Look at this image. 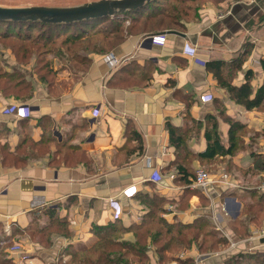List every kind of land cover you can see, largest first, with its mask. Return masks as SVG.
<instances>
[{"label":"crops","instance_id":"1","mask_svg":"<svg viewBox=\"0 0 264 264\" xmlns=\"http://www.w3.org/2000/svg\"><path fill=\"white\" fill-rule=\"evenodd\" d=\"M97 1L101 0H0V7L62 8ZM169 12L175 20H162ZM122 15L123 42L109 52L89 55L84 69V61L75 60L70 68L71 63L59 65L57 58H51L52 74L45 82L34 67L19 65L13 54L5 53L2 59L4 68L11 69L5 72L21 75L30 87L26 98L16 97L14 91H5L7 82L0 78V144L15 158L0 162V253L17 264H25L24 259L59 264L68 246L91 247L94 227L115 222L112 199L123 206L117 221L128 229L122 238L129 243L136 242L129 229L141 226L153 211L170 225L216 217L233 234L243 193L225 194L214 203L201 198L174 181L177 162L195 172L212 163H219L214 171L228 172L225 166L231 163L233 171L228 173L234 179L264 178V170L256 169L258 158L249 154L244 162L241 155L231 162L230 157L212 162L198 158L208 147L206 133L213 123L225 146L227 119L255 134L264 132V108L247 111L233 102L235 114L228 112L225 119L216 113L219 96L228 92L209 68L212 62H224L228 72L242 61L232 85L242 86L251 73L254 94L264 86V0H155ZM152 34H165L166 44L139 47ZM109 54L116 57L115 66L109 65ZM204 94H212L214 101L202 104L199 97ZM18 104L29 105L32 115L18 120L5 113ZM167 124L185 138L183 148L171 145ZM263 144L264 140L257 154L264 159ZM242 169L248 171V180L241 178ZM154 173H160L161 183L150 181ZM129 187L137 188L131 199L122 196ZM159 198L166 201L161 209L153 206ZM53 208L69 236H51V229L42 233L51 222L47 210ZM42 235L49 241L43 243ZM15 247L21 251L12 252ZM229 257L203 255L192 248L173 264H222ZM150 258L157 262V256Z\"/></svg>","mask_w":264,"mask_h":264},{"label":"trees","instance_id":"2","mask_svg":"<svg viewBox=\"0 0 264 264\" xmlns=\"http://www.w3.org/2000/svg\"><path fill=\"white\" fill-rule=\"evenodd\" d=\"M165 19H168L169 21L175 20L174 13L169 12V15H167L166 17L164 16L162 20ZM105 20H108L106 21L108 22L107 25L105 24L104 26L101 25V27H97L101 22ZM124 20H125V16L121 14L113 18L92 20V21L76 23L72 25H54V24L48 25V24L40 23L41 25L46 26V31H44L43 33L44 35L41 36V33H39L35 37L33 36L32 33L21 34V32L18 33L15 32L23 28H26L28 30L33 29V26L36 23H29V24L0 23V43L12 39L18 42V44L11 45L9 46V48L8 45H6L7 46L6 48L12 51L19 65H24V63H26L31 59L32 55L34 56L35 52H39V51L42 54L39 57L42 56L41 62L43 63L44 61L43 57L45 56V54L50 52V50L45 51L44 54L39 49V46L41 47V49L47 48L48 46L54 43L52 37L60 38L62 34L66 36L69 29H76L77 33L81 35L93 36L92 37L93 39L100 36L101 39L98 41V44L101 45L102 50H97V52H106V51L109 52L110 50H106L105 47H110L114 49L115 48L114 43H118L117 44L118 46L125 39V32L123 27ZM93 32L94 34L91 35V33ZM70 36L71 35H68V37H66L67 38L65 40L66 43L70 41L69 39L71 38H74L75 41L78 39L77 35H74V37H70ZM44 37L47 38L46 41L44 40L45 42H43ZM0 55L1 57L3 56V52L1 50H0ZM235 63L237 64H233L228 72L226 71L227 65L224 62H212L209 64V68L214 73L221 88L225 89L228 92V94L236 102L237 105L244 107L247 111H253L262 108L264 106V86L260 87L256 92V94H254L253 88L250 84L251 73L247 74L246 76L247 81L242 86L236 87L232 85V80L236 76L237 72L241 70V66L243 65L242 61ZM49 64L50 63H46V65H42V68L40 69L34 68V71L37 72L38 75L41 74V76L39 75L40 80H43L45 82L48 81L47 80L48 74H52V70L50 69ZM261 66L264 72V60L261 61ZM46 70L49 73H46ZM0 78L6 80L7 82L8 86L5 88V91L8 90L14 91L16 97L26 98L27 95H29L28 93L25 96H23L18 93L21 90L23 93H26L27 91L30 92L29 85L26 84V82L23 79H21V75L17 73L7 74L6 72H0ZM216 105H218V101ZM227 122L230 125L228 146L223 145L221 137L218 132V127H217L218 125L217 123H213L212 130L207 131L206 133L208 147L203 153L198 155L199 159L203 161L212 162L213 160L221 157L223 158L230 157L229 162H231L232 158L236 156V153L239 149V141H240V137L238 134L244 128V126L240 122L233 121L230 119H227ZM167 128L170 134L171 145H173L176 149L183 148L185 143V138L178 135L177 129L172 127V125L167 124ZM12 155L13 154L9 152V149L8 147H6V145L3 146L0 144V162L2 161L3 163H7L10 158L12 160L15 159L11 157ZM254 157L260 159L259 162L260 165L257 163L256 169L258 171H263L264 159L261 158V156L258 154H256ZM175 169L177 171L178 178H176L174 181L178 185H183V186L185 185L190 190L189 186L192 184V181L196 176V172L184 166L180 162H177V166L175 167ZM252 192L253 195L251 194L250 197L255 198L256 197L254 196L255 191L252 190ZM156 201H157L156 204L153 206H155L158 209L164 207V204L166 202L162 198H159ZM263 201H264V197H260L258 200V205L263 206L262 205ZM153 212L154 213H151L148 219L145 220L141 226H133L129 229L131 230V232H135L136 235L135 243H129L124 240H119V237H122L124 232H126L128 229L126 230L125 227L119 221H115L109 224L108 226L94 227L93 232H94V236L96 237V240L91 247L89 248L85 247L79 250H73L74 248L73 249L70 248L67 250L66 254H68V252L71 253V255L73 256V261H75L77 264H144V262H149L150 259L149 251H148L149 246L147 245L148 239L152 238V243L158 245V242L160 241V238L164 232L163 231L161 232V230L155 231L154 229L159 228L161 226H165L167 228L166 233L168 235H171V238L168 242L164 243L159 247L158 250H156V254H158L157 264H163L165 263L166 260L164 254L168 252V249L173 248V246L175 245L174 243L178 245L176 247L180 248L179 241L178 239L176 240L177 236L182 237L184 233L185 234L195 233V236L192 238L198 239L201 234L203 235L208 234V230L212 226L211 220L205 216L197 219L193 224L190 225H183L181 223L170 225L167 224L163 219L161 220L160 218H158L155 214L156 211ZM47 214L50 217L51 222L47 230H44L42 232L43 234H45L48 230L54 227L60 228L62 230L67 228L65 224L59 220L57 215V208L48 209ZM236 225H238V221H236L233 224L234 227H236ZM241 227L243 228L244 226L242 225ZM241 227L238 226V228ZM233 232H234L233 235L235 237L236 236L235 230ZM66 234L69 233L66 232ZM247 235H249V232L247 233ZM209 236L211 235L209 234ZM214 236L215 235H213V237ZM44 237L45 236L42 235L41 237L42 242ZM192 244L188 243V245H192ZM217 244H220L221 246L222 245L227 246L228 242L226 239L225 240L221 239L218 240ZM214 247H215V243H212L211 250H213ZM114 249L116 251L119 250L118 251L119 253L118 252L116 253ZM198 250L204 253L205 252L204 245L201 246ZM244 262H246V264H248V262L250 264H264V253H259V254L256 253L255 255L236 254L227 258L225 261L222 262V264H243ZM8 263L9 261H3L0 264H8ZM185 264H192V263L186 262Z\"/></svg>","mask_w":264,"mask_h":264},{"label":"rangeland","instance_id":"3","mask_svg":"<svg viewBox=\"0 0 264 264\" xmlns=\"http://www.w3.org/2000/svg\"><path fill=\"white\" fill-rule=\"evenodd\" d=\"M108 20H105L103 22H101L97 27H101V25H107L108 22H106ZM96 29V28H95ZM44 31H46V26L41 25L40 23H36L33 26V29H20L17 30L15 33L21 32V34H26V33H32L33 36H37L39 33H41V36L44 35ZM125 32V29H124ZM93 33H91V35H93ZM68 35H71L70 37H74V35L78 36V39L75 41L74 38L69 39L70 41H68L67 43L65 42V40L67 39L66 37H68ZM77 33L76 29H69L67 32V35H63L58 38V37H52L53 40V44H51L50 46H45L47 48H42L39 46V49L42 51V53H44L45 51H49L47 54H45V56L43 57L44 61L43 63L41 62V57H39L41 54V52H35L34 56H31V59L29 61H27L26 63H24L23 66H31L34 67L36 69H40L42 68V65H46V63H52L53 60H51V58H57L58 59V64L59 65H69L68 63H71L69 65L70 68L73 67V65H75L76 61H84V65L82 67V69H84V67L86 66L85 61L88 59L89 55H91L94 52H97V50H102L101 45L98 44V41L101 39L100 36L97 38H92L93 36L90 35H81ZM126 36V33H125ZM47 40L46 37L43 38V42ZM14 44H18V42H16L15 40H9L6 42H1L0 43V50L3 52V56L1 57L0 55V72H5L8 70H11L10 68H4L3 64H2V59L6 54H9L12 56V51H10L9 46L14 45ZM118 43H114L115 48L117 46ZM8 45V48H6ZM99 46V47H98ZM106 50H114L113 48L110 47H105ZM10 51V52H8ZM38 59V60H37ZM75 61V62H74ZM17 63V62H16ZM21 67V66H20ZM35 72V71H34ZM37 74V72H35ZM41 76V74H39ZM37 74V76L40 78ZM52 79V78H51ZM20 95L25 96L26 93H23L22 90L20 92H18ZM233 102H235L231 96L227 93H224L223 95H221V97L219 96V100H218V105H216V113L222 115L223 118H225V114L228 112H231L232 114H235V110L233 107ZM233 104V105H232ZM238 107V106H237ZM264 108V106L262 107ZM261 108V109H262ZM227 119V117L225 118ZM231 120V119H230ZM244 126V125H243ZM240 137V141H239V149L236 153V156H244L243 158H241V162L244 161H248V154L255 156L259 151H260V145L262 143V141L264 140V132L261 133L260 135L255 134V132H252V129L250 127H247L246 125L244 126V128L240 131V133L238 134ZM246 155V156H245ZM240 156V157H241ZM225 161V160H224ZM223 162V161H221ZM220 162V163H221ZM260 159H258V164L260 165ZM231 164V163H230ZM217 165H219V163H212L209 166L204 167L202 170H206L209 172H218V171H214L217 170ZM221 165V164H220ZM226 165V164H225ZM232 166V165H231ZM225 167H229V171H233L232 168L230 169V165L228 164V166L226 165ZM213 170V171H212ZM243 170V169H242ZM214 174V173H213ZM239 174L241 175V178H246L247 180L249 178L248 177V171L243 170L242 172H239ZM233 175V173H232ZM234 176V175H233ZM235 179L238 181V184L240 187H238L235 192L238 191L239 194H242V212H241V217L239 219H237L236 221H238V225H236V227H234V230L236 232V236L235 238L238 240H246L247 238V233L251 231V229H257V228H262L264 227V201H263V206H259L258 205V200L260 197H264L263 194L259 193L258 188L264 184V178L261 176L260 179H256L253 181H239L236 177ZM255 191L254 196H256L255 198L250 197V195L253 193L252 191H248V190H253ZM194 194H199L201 196V198H207L203 193H201L200 191L197 190H193L192 191ZM257 192V193H256ZM253 195V194H252ZM235 221V222H236ZM211 228H209L208 230V234L203 235L201 234L199 236L198 239H193L192 237L195 236V233H188V234H183L182 237H178L176 238V240L178 239L179 241V247L176 243H174L175 245L173 246L172 249H168V252L164 254V256L166 257L165 263L163 264H173L174 262H176L177 257L181 256L183 252L191 250L192 248H197L199 249L201 246L204 245L205 248V252L202 253L203 255H210V256H214V255H220V253H224L225 250H227L228 248V244L226 245H220L217 244L218 240L221 239H226L223 234L218 230L217 225L219 224V222L217 221V224L215 222L214 219L211 220ZM244 226L243 228L241 226ZM241 227V228H238ZM155 231H159L161 230V232L163 231V235L160 238V241L158 242V245L153 244L152 243V238H149L147 241V245L148 247V251H149V256L150 255H154L157 256L158 254H156V250L159 249V247L161 245H163L164 243L168 242L171 238V235H168L166 233L167 228L165 226H161L159 228H155ZM50 232V231H49ZM66 232H69V230L67 228H65L64 230L54 227L51 229V236H58V235H63V236H69V234H66ZM209 234L211 236H209ZM175 235V234H173ZM172 235V236H173ZM213 235H215L213 237ZM176 237V236H174ZM119 240H123L122 237H119ZM43 241H49V236L44 237ZM188 243H193L192 245H188ZM215 243V247L213 250H211V244ZM190 246V247H189ZM70 248H74L73 250H79L78 248L72 247V246H68L66 248V250L64 251V253L62 254L63 256L60 258L59 264H77L75 261H73V256L71 255V253L68 252V254H66L67 250ZM114 251L117 253L119 250H115ZM75 252V251H74ZM119 253V252H118ZM259 254V253H264V247L260 248L256 251H254L253 253L251 252H245V253H240V254H245V255H252V254ZM69 258V259H68ZM153 259V258H152ZM3 261H9L8 264H15L16 262L13 260H10L8 256H6V254L4 252L0 253V263H2ZM17 264V263H16ZM144 264H157L154 263L153 260H151V258L149 259V262H144ZM243 264H246V262H244ZM248 264H250L248 262Z\"/></svg>","mask_w":264,"mask_h":264},{"label":"built area","instance_id":"4","mask_svg":"<svg viewBox=\"0 0 264 264\" xmlns=\"http://www.w3.org/2000/svg\"><path fill=\"white\" fill-rule=\"evenodd\" d=\"M166 41L167 37L165 34H152L144 37L139 43V47H147V45L164 46ZM188 50L189 48L187 47V51ZM194 54L195 50H191V55ZM106 59L110 66H115V64H117V59L113 54L107 55ZM199 100L202 104H209L214 101V96L212 94H204L199 97ZM5 113L14 115L18 120H25L32 115V109L26 104L11 105L5 110ZM262 155L264 157V144L262 146ZM162 180L163 178L160 173H154V175L150 177V181L155 184L161 183ZM189 187L192 190L202 192L212 203H214L216 198L235 192V190L240 186L238 181H236L228 172L218 171L215 173L206 170H198L194 180L192 181V184ZM258 190L261 194H264V184H262ZM136 194L137 188L135 187H129L122 191V196L127 199L134 198ZM109 206L112 210L114 221L121 219L124 213L122 204L118 200L112 199L109 202ZM223 211L226 215H228V211L225 206L223 207ZM213 219L217 224L218 219L216 217H213ZM217 228L228 242V248L223 254L233 256L245 252L253 253L264 246V227L252 229L249 232L246 240L236 239L234 235L222 227L220 223L217 225ZM15 251H21L20 247H15L12 249V252ZM23 261L25 264H32V262L29 260L24 259Z\"/></svg>","mask_w":264,"mask_h":264},{"label":"water","instance_id":"5","mask_svg":"<svg viewBox=\"0 0 264 264\" xmlns=\"http://www.w3.org/2000/svg\"><path fill=\"white\" fill-rule=\"evenodd\" d=\"M155 0H101L75 7L4 8L0 7V23H42L72 25L92 20L113 18L137 11ZM239 211L237 212V215Z\"/></svg>","mask_w":264,"mask_h":264}]
</instances>
